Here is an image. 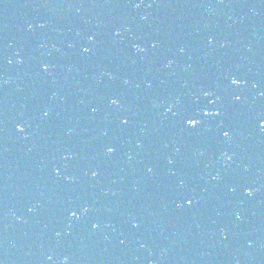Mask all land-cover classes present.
Instances as JSON below:
<instances>
[{"label":"water","instance_id":"1","mask_svg":"<svg viewBox=\"0 0 264 264\" xmlns=\"http://www.w3.org/2000/svg\"><path fill=\"white\" fill-rule=\"evenodd\" d=\"M260 120L264 0H0V264H264Z\"/></svg>","mask_w":264,"mask_h":264},{"label":"snow or ice","instance_id":"2","mask_svg":"<svg viewBox=\"0 0 264 264\" xmlns=\"http://www.w3.org/2000/svg\"><path fill=\"white\" fill-rule=\"evenodd\" d=\"M140 5L137 4L136 7H139ZM89 39H92V37H89ZM211 42V40L209 41ZM138 47V46H137ZM85 52H88L89 49L85 48L84 49ZM43 69L45 71H47L50 67L49 64L45 63L43 64ZM230 83L232 85H238L241 83V81L235 77H233L230 81ZM204 97L208 98V97H211L213 95V93L211 92H208V91H205L203 93ZM217 99H219V97H217ZM235 100H240V97L239 96H235ZM209 103H215V100H209L208 101ZM111 104L116 106V105H119L120 104V100L118 98H113L111 100ZM180 104V101L179 99L176 100L175 103H173L172 105H170L166 111L167 112H171L172 116L173 117H177L179 116L180 118V122L188 129H195L197 126L201 125V123L205 120L206 117H208L210 115L209 111L206 110L207 107H198V111H196L195 109H193L192 107L190 106H184L183 108H180V109H177V111H173V108H176L177 105ZM95 110V109H94ZM43 115L45 117H47L49 115V112L48 111H45L43 113ZM211 115H222L221 111L219 109H217L215 112H212ZM121 120V123L122 124H128L129 123V120L127 117H121L120 118ZM259 126L264 129V120H260L259 121ZM16 127L18 129H22V125L20 124H17ZM223 136L224 137H229L230 135V130H223L222 132ZM105 150L107 153H114L116 151V147L114 145L112 146H105ZM228 159H231V157L229 156ZM59 168L56 169V172L57 174L59 173ZM148 171L151 172L152 171V168H148ZM92 176H96L98 173L96 171H93L92 173ZM217 177H213V179H216ZM66 179H72V177H66ZM231 191H235V189H231ZM248 195H252V190L251 189H248ZM187 203L189 205H191L193 203V200L192 199H187ZM178 206H182V205H178ZM84 212H87L88 211V208L87 207H84L83 209ZM68 212H69V215L73 218H76V219H79V214H78V211L75 210V209H68ZM239 218V216L237 217Z\"/></svg>","mask_w":264,"mask_h":264},{"label":"clouds","instance_id":"3","mask_svg":"<svg viewBox=\"0 0 264 264\" xmlns=\"http://www.w3.org/2000/svg\"><path fill=\"white\" fill-rule=\"evenodd\" d=\"M248 191V190H247ZM65 259H67V257H65Z\"/></svg>","mask_w":264,"mask_h":264}]
</instances>
